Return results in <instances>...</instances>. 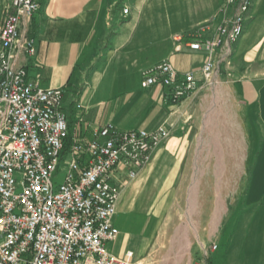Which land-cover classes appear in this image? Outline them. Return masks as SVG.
<instances>
[{"label":"crops","instance_id":"obj_1","mask_svg":"<svg viewBox=\"0 0 264 264\" xmlns=\"http://www.w3.org/2000/svg\"><path fill=\"white\" fill-rule=\"evenodd\" d=\"M10 3L0 0V23ZM230 11L226 0H41L29 24L36 53L19 52L16 65H26L44 88H63L72 129L87 138L108 124L169 130L135 178L124 164L111 175L120 186L119 234L108 247L118 257L133 251L141 264H264V0L253 1L241 38L214 53L219 71L212 82L205 84L201 72L207 51L190 47L197 37L213 35ZM162 61L180 75L194 71L200 88L177 104L167 87L143 88V73ZM215 82L238 87L241 135L229 147L239 149L233 153L239 170L227 160L225 171L239 172L241 181L248 160H256V169L242 219L232 220L227 194L223 210L208 207L194 239L169 227V205L192 173L188 156L199 144V94Z\"/></svg>","mask_w":264,"mask_h":264},{"label":"built area","instance_id":"obj_2","mask_svg":"<svg viewBox=\"0 0 264 264\" xmlns=\"http://www.w3.org/2000/svg\"><path fill=\"white\" fill-rule=\"evenodd\" d=\"M253 1L226 0L230 15L216 32L190 42L209 56L205 84L219 71L216 50L244 34ZM40 7L41 0H11L0 23V264H141L133 251L118 257L108 247L119 234L120 186L111 175L124 164L135 178L169 130L108 124L87 138L72 129L63 88H44L26 65H16L19 52L36 53L28 30ZM141 85L167 87L174 104L201 86L194 71L180 75L168 61L147 69Z\"/></svg>","mask_w":264,"mask_h":264},{"label":"rangeland","instance_id":"obj_3","mask_svg":"<svg viewBox=\"0 0 264 264\" xmlns=\"http://www.w3.org/2000/svg\"><path fill=\"white\" fill-rule=\"evenodd\" d=\"M237 97L238 87L224 82H215L199 94V144L188 156L193 164L192 173L184 189L169 205L168 213L169 227L179 226L194 239L198 237L197 226L208 216V207L216 206L223 210L227 194H231L232 220L242 219L241 210L246 205V194L252 184L256 160H248L241 181L238 179L239 172L229 174L225 171L227 160L232 162V169L239 170V160H235L233 155L239 149L229 147L230 142L239 141L241 135ZM203 175L205 178L202 180ZM62 178V172L54 177L56 186ZM172 228H169V235Z\"/></svg>","mask_w":264,"mask_h":264}]
</instances>
